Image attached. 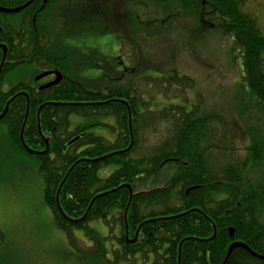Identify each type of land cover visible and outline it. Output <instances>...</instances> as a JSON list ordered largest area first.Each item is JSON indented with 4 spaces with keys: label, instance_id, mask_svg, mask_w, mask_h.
<instances>
[{
    "label": "trees",
    "instance_id": "16d2710c",
    "mask_svg": "<svg viewBox=\"0 0 264 264\" xmlns=\"http://www.w3.org/2000/svg\"><path fill=\"white\" fill-rule=\"evenodd\" d=\"M59 3L61 0H49L45 11L37 17L36 31L23 27L22 32L11 34L19 45L7 48L0 76V115L7 102L14 99L0 123L6 126L15 151L39 160V171L46 184L44 203L72 250L80 256L89 253L104 256L103 241L113 240L110 264H178V260L179 264H264L241 248L234 249L225 260L229 246L235 242L264 256V178L259 175L255 180L251 178L255 171L252 162L260 161L250 155V160L246 158L242 162L213 164V159L206 157L202 142L208 136V119L200 109L199 97L195 95L196 100L190 104L187 96L194 81L179 75L175 69L162 75L166 77H150V72L160 63L152 46L148 50L131 48L130 62L122 67L117 62L119 59H100L101 65H94L101 71L100 78L92 80L96 82L92 83V89L88 88L86 83L91 82L77 73L80 65L76 63L74 69L63 48L54 51L48 47L50 28L40 27V16L48 14ZM145 6L160 7L162 12L172 9L156 22L141 21L140 26L149 38L172 31L178 11H184L195 12L201 24H212L224 38L237 43L243 87L264 110V34L255 18L245 10V0H147L142 7ZM39 39L46 42L45 47L36 46ZM22 40L31 41V46L23 48ZM0 42H5L4 35H0ZM152 57L157 61L153 62ZM1 60L2 50L0 63ZM34 63L33 75L39 70L55 68L67 75V79L40 93L28 89L22 82L7 92L1 90L6 74H14ZM140 81L145 82L148 90L153 85L158 87V95L164 100L160 111H153V99L137 88ZM20 93L28 95L23 141L31 150L42 152L47 140L48 154L31 156L21 145L27 100ZM72 114L82 118L113 116L118 128L116 139L109 143L93 134L75 138L87 129L68 132V116ZM149 133L161 134V138L140 148ZM62 137L72 139L64 151ZM131 139L130 151L120 153L130 146ZM113 153L117 154L99 160ZM109 165L117 166V170L108 178L99 179L97 171ZM260 171L258 166L256 172ZM60 184L59 206L74 221L85 214L96 196L105 195L94 200L82 223H70L57 208ZM122 185H129L133 192L126 221L123 215L129 201L128 190L120 188L111 192ZM193 209L198 212L187 213ZM182 214L185 215L178 217ZM172 217L175 218L166 219ZM95 221H101L108 228L107 238H95L88 230V223ZM213 226L215 238L206 241L213 235ZM139 227L136 242L128 243ZM75 230H84L88 240L94 242L87 252L79 247L73 235ZM126 230L129 240L125 239ZM3 241L0 232V245Z\"/></svg>",
    "mask_w": 264,
    "mask_h": 264
},
{
    "label": "rangeland",
    "instance_id": "374dc122",
    "mask_svg": "<svg viewBox=\"0 0 264 264\" xmlns=\"http://www.w3.org/2000/svg\"><path fill=\"white\" fill-rule=\"evenodd\" d=\"M146 1L61 0L47 14L56 47L52 50L63 48L73 68L76 69V63L80 65L77 73L91 82L86 83L91 88L96 82L92 80L101 75L94 67L101 65L100 59L120 57L117 62L129 63L131 48L148 50L152 46L160 63L150 72V77H166L162 75L175 69L179 75L194 81L187 96L190 104L196 100L194 97H199L200 109L208 119V136L202 142L206 157L215 164L230 160L242 162L253 155L260 163L252 162L255 171L251 178L255 180L257 175L264 178V110L243 87L240 47L230 38H224L219 29H213L212 24H201L195 12L178 11L172 31L149 38L140 26L141 21L156 22L172 9L162 12L160 7H142ZM245 10L255 18L264 34V0H245ZM152 61L157 60L152 57ZM30 72L23 68L6 76L2 90L7 91L18 82H29ZM137 88L153 99V111L163 108L164 100L158 95L157 86L148 90L145 82L140 81ZM68 120L70 130L84 127L88 133L113 139L110 129L103 126L114 125L112 117L70 116ZM157 138L161 134L149 133L146 141L143 140L146 144L140 143V148L152 145ZM116 170L115 165L104 166L97 171V177L106 179ZM45 186L39 160L15 151L6 126L0 123V232L4 236L0 264H110L113 240L103 241L104 256L101 253L80 256L72 250L44 203ZM88 230L95 238L109 236L108 228L101 221L88 223ZM73 235L82 250L87 252L94 246L84 230H75Z\"/></svg>",
    "mask_w": 264,
    "mask_h": 264
},
{
    "label": "flooded vegetation",
    "instance_id": "af4514ba",
    "mask_svg": "<svg viewBox=\"0 0 264 264\" xmlns=\"http://www.w3.org/2000/svg\"><path fill=\"white\" fill-rule=\"evenodd\" d=\"M48 2H49V0H46V2H44V0H0V8H4V9H16V8H20V7H23V6L26 5V7H24L22 10H20L18 13L5 14V13L0 12V35H4V40H5V42H0V45H4L6 47V54H7V48L16 47V46L19 45V42H18L17 38L14 39V37H12V35H11L12 32L15 33V34L18 33V32H22L23 31V27L31 28V30L33 32L36 31L37 29H36L35 25H36V22H37V17L39 15H41L42 12L45 11L46 6L48 5ZM14 18H18L19 20H17V19L15 20ZM40 18H41L40 27H42V29H45L47 26H49V24L47 23L49 17L46 14L44 16L43 15L40 16ZM29 24H31L30 27H29ZM50 38L51 39H50L48 47L51 46L50 47L51 49L56 48L53 45L52 37H50ZM31 44L32 43L29 40H22V43H21L20 46H22L23 48H27L28 46H31ZM36 46H38L40 48L45 47L46 46V42L42 41L41 39H39L38 41H36ZM119 58L120 57H117L116 59H119ZM118 63H119L120 67H122V65L124 64L122 61H120ZM25 68L31 70V72L29 74H30L32 80H30L29 82H22V83L28 89H32L36 93L44 92V91L49 90V89H51L53 87H56L59 84H61L64 80L67 79V75H65L64 73L58 71L55 68H52L50 70H39L34 75H33L32 72H33L34 68H36L35 63H34V65H29V66H26ZM1 72H2V70H1ZM46 72H59L61 74V76H62V80L57 85L41 89V87L52 83L56 79L55 75L52 74V75H49V76H47V77H45L43 79H40L39 81L36 80V78L39 75H41L43 73H46ZM12 74L13 73L10 72V73L6 74L5 76H9V75H12ZM0 76H1V73H0ZM2 85H3V83H2ZM2 85H1V90H2ZM7 91H4V92H7ZM27 97H28V95H27ZM70 116H76V115H73V114L69 115L68 119H69ZM76 117H78V116H76ZM107 117L108 118L112 117V119L114 120V125H112V124H109V125L103 124V126H105L108 129H110V131L113 134V139L110 141V140L105 139L104 137H101V138H103L104 140H106L109 143H113L114 140L116 139V136H117V133H118V131H117L118 128H117L116 121H115L114 117L113 116H107ZM80 118H82V117H80ZM68 122H69V120H68ZM78 128H84V127H76V128H74L72 130H70V128H68V132H74ZM85 129H87V128H85ZM84 134H91V133H88L87 130H86L84 132H80L75 138H82L84 136ZM62 139L64 140V142H63L64 146L62 148V150L64 151L68 147H70L71 144L69 146H67V145L69 144L68 142L70 140H72V139L66 140L65 137H62ZM62 154H65V152H63Z\"/></svg>",
    "mask_w": 264,
    "mask_h": 264
},
{
    "label": "water",
    "instance_id": "95a60500",
    "mask_svg": "<svg viewBox=\"0 0 264 264\" xmlns=\"http://www.w3.org/2000/svg\"><path fill=\"white\" fill-rule=\"evenodd\" d=\"M44 2H46V0H44ZM24 7H26V5L23 6V7H20V8H16V9H4V8H0V12L5 13V14L18 13V12H19L20 10H22ZM0 49L2 50V60H1V63H0V73H1L2 66H3V64H4V62H5V57H6V47H5L4 45H0ZM52 74L55 75L56 79H55L52 83H50V84H48V85H46V86L41 87V89H44V88H47V87H51V86L57 85V84L62 80V76H61V74H60L59 72H46V73H43V74L39 75V76L36 78V80L39 81L40 79H43V78H45V77H47V76H49V75H52ZM18 95H20V96H24V97L26 98V100H27V109H26L25 120H24V123H23V126H22V130H21V133H20V142H21V145H22V147L24 148V150L27 152V154H29V155H32V156H42V155H45V154L48 153V141H47V140L44 141V142H45V150L42 151V152H36V151L31 150L30 148H28V147L25 145V143H24V141H23L22 133H23V129H24V126H25V123H26V118H27V115H28V97H27V94H26V93H20V94H18ZM13 99H14V98L10 99V101L7 102V104H6V106H5V109H4L3 113L0 115V120L6 115L7 110H8V108H9V105H10V103L13 101ZM123 104H126V103L123 102ZM44 106H45V105H43V106L40 107V109L38 110V115H39L41 109H42ZM129 117H130V114H129ZM130 125H131V121H130V118H129V128H130ZM132 143H133V140L131 139V144H130V146H129L125 151H122V152H120V153L129 152L130 149H131V147H132ZM115 154H117V153L110 154V155H108V156H106V157H103V158H101V159H99V160H103V159H105V158H107V157H111V156H113V155H115ZM99 160H95V161H99ZM71 169H72V168H71ZM71 169H70V170H71ZM70 170H69V172H70ZM61 186H62V184H60V186H59V188H58V190H57V194H56V204H57L58 211L60 212V214L62 215V217H63L65 220H67L68 222H70V223H76V224H78V223H82L83 220L85 219L86 215L88 214V212H89V210H90V208H91V205H92V203L94 202V200H95L96 198L102 196V195H105V194H101V195H99V196H96V197L92 200V202L90 203V206H89V208L87 209V211L85 212V214H84L80 219L74 221V220H70V219H68V218L64 215V213L62 212V210H61V208H60V206H59V203H58V195H59V191H60ZM120 188H126V189L128 190V192H129V201H128V205H127V207H126V209H125V211H124V215H123V217H124V221H126V213H127V210H128V206H129V204H130V202H131V199H132V196H133V192H132V189H131V187H130L129 185H122V186H120L119 188H117V189H115V190H113V191H111V192H114V191H116V190H118V189H120ZM111 192H109V193H111ZM106 194H107V193H106ZM195 211H197V210L193 209V210H191V211H189V212H187V213L195 212ZM197 212H198V211H197ZM187 213H185V214H187ZM185 214L179 215L178 217L183 216V215H185ZM174 218H175V217H172V218H166V219H174ZM139 230H140V227H139L138 230L136 231L135 237H134L132 240H129L128 243L133 244V243L136 242L137 237H138ZM215 234H216V229H215V227L213 226V235H212L209 239H207L206 241H212V240L215 238ZM229 234H230V236L233 235V230H232V229L229 230ZM125 239L128 240V233H127V230H126V234H125ZM183 241H184V240H183ZM183 241L179 244V251H180V247H181V244L183 243ZM236 248L244 249V250H246L249 254H251L253 257H255V258H257V259H259V260H261V261H264V256H258L257 254H255V253H253L252 251H250V250L247 248L246 245H244V244H242V243H238V242L232 243V244L229 246L228 251H227V255H226V259H225V260L228 259V257L230 256L231 252H232L234 249H236ZM179 257H180V252H179ZM179 259H180V258H179ZM178 264H179V260H178Z\"/></svg>",
    "mask_w": 264,
    "mask_h": 264
}]
</instances>
